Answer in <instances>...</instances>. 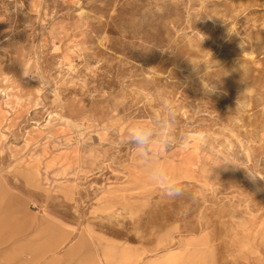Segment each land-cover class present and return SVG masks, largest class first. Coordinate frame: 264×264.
Returning a JSON list of instances; mask_svg holds the SVG:
<instances>
[{
	"label": "rangeland",
	"instance_id": "1",
	"mask_svg": "<svg viewBox=\"0 0 264 264\" xmlns=\"http://www.w3.org/2000/svg\"><path fill=\"white\" fill-rule=\"evenodd\" d=\"M170 103L171 145L141 156L128 128ZM247 171L264 178V0H0V187L24 234L60 230L50 264H264Z\"/></svg>",
	"mask_w": 264,
	"mask_h": 264
},
{
	"label": "crops",
	"instance_id": "2",
	"mask_svg": "<svg viewBox=\"0 0 264 264\" xmlns=\"http://www.w3.org/2000/svg\"><path fill=\"white\" fill-rule=\"evenodd\" d=\"M3 200L8 201V210L0 211V243L6 241L7 244L0 251L8 253L7 260L16 264H50L52 260L45 259L43 251L47 247L53 248L58 241H61V238H64L60 230L54 226L52 221L42 218L38 221V232L24 234L21 223L29 220L36 222V219H28L20 196L6 187H0V201ZM4 238H8V240L4 241ZM83 246L84 240L80 236L75 244L70 246L69 250H78ZM17 251H29L34 256L29 259L22 258L17 255Z\"/></svg>",
	"mask_w": 264,
	"mask_h": 264
},
{
	"label": "clouds",
	"instance_id": "3",
	"mask_svg": "<svg viewBox=\"0 0 264 264\" xmlns=\"http://www.w3.org/2000/svg\"><path fill=\"white\" fill-rule=\"evenodd\" d=\"M177 115L176 105L170 103L161 114L158 126L148 121H138L127 130V138L130 142L139 146L142 151L141 156H146L152 151L167 150L172 143L173 127L172 119ZM251 179H264L251 172H248ZM149 180L160 185L166 196L169 198H179L184 189L181 187V178L172 174L167 166L154 164L148 170Z\"/></svg>",
	"mask_w": 264,
	"mask_h": 264
}]
</instances>
